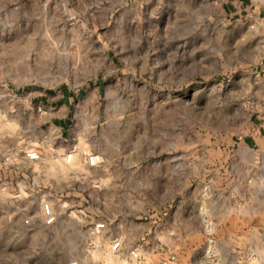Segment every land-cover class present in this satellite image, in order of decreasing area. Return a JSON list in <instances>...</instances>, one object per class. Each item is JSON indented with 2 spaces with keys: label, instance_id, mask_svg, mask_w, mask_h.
Instances as JSON below:
<instances>
[{
  "label": "rangeland",
  "instance_id": "rangeland-1",
  "mask_svg": "<svg viewBox=\"0 0 264 264\" xmlns=\"http://www.w3.org/2000/svg\"><path fill=\"white\" fill-rule=\"evenodd\" d=\"M241 27L222 0H0V264H264Z\"/></svg>",
  "mask_w": 264,
  "mask_h": 264
},
{
  "label": "crops",
  "instance_id": "crops-1",
  "mask_svg": "<svg viewBox=\"0 0 264 264\" xmlns=\"http://www.w3.org/2000/svg\"><path fill=\"white\" fill-rule=\"evenodd\" d=\"M222 22L224 24H233L236 27L243 26L238 38L241 37L244 30H248L251 36L254 37V42L257 44L259 50V58L252 65L251 76L256 81L254 90L260 98L261 105L257 113L252 117L248 134L237 145V154L240 157L245 153H251L255 157L257 155H264V0H222ZM2 139L3 133L0 141ZM3 163L9 164V161L4 162L0 160L1 167ZM14 167H18V165H14ZM234 196L237 197L236 195ZM55 216V223L48 226H53L57 223L58 217L56 214ZM45 219L46 217L43 212V220L46 224ZM115 240L122 243L127 240V235L124 234L122 236L118 234Z\"/></svg>",
  "mask_w": 264,
  "mask_h": 264
},
{
  "label": "built area",
  "instance_id": "built-area-1",
  "mask_svg": "<svg viewBox=\"0 0 264 264\" xmlns=\"http://www.w3.org/2000/svg\"><path fill=\"white\" fill-rule=\"evenodd\" d=\"M2 136V132L0 130V138ZM74 151L70 152L68 155H67V161L68 162H71L73 157H74ZM26 158L27 160L29 161H32V162H37L39 160H41V154L38 152V151H30L28 153H26ZM88 161V164L90 166H95L97 163H98V159L95 155H90L87 159ZM43 210H44V214H45V222L47 225H51L53 223H55L56 221V216L53 212V209L52 207L49 205V204H46L44 205L43 207ZM106 228V223L105 222H99L95 225V230L96 231H102ZM121 241H114L113 245H112V249L114 251L116 250H119L121 248Z\"/></svg>",
  "mask_w": 264,
  "mask_h": 264
}]
</instances>
